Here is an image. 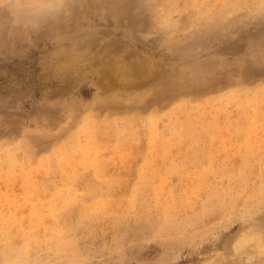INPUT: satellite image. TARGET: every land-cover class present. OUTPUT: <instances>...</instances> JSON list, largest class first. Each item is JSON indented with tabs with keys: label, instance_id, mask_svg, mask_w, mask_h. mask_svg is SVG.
<instances>
[{
	"label": "rangeland",
	"instance_id": "rangeland-1",
	"mask_svg": "<svg viewBox=\"0 0 264 264\" xmlns=\"http://www.w3.org/2000/svg\"><path fill=\"white\" fill-rule=\"evenodd\" d=\"M225 2L0 0V264H235L264 234V0ZM110 45L146 73L103 84Z\"/></svg>",
	"mask_w": 264,
	"mask_h": 264
},
{
	"label": "bare ground",
	"instance_id": "bare-ground-1",
	"mask_svg": "<svg viewBox=\"0 0 264 264\" xmlns=\"http://www.w3.org/2000/svg\"><path fill=\"white\" fill-rule=\"evenodd\" d=\"M215 1L216 3H213L215 4L214 7L220 5V3L223 4L226 0H215ZM122 57L123 55L119 54L116 49L112 48L111 45L106 47L104 50H102V56H101V59L103 60L102 62L103 66L101 70L103 77L102 83L105 84L106 86H109L110 84H116V85H122L123 83L128 84L130 80L136 78L134 80L136 81L137 77L139 78L140 75L146 73L145 66L133 63L134 62L133 59L128 55H126V57L124 58ZM146 81L144 82V84L146 83ZM87 148L88 149L84 150L85 154L91 151L90 147ZM82 158L84 160L83 162L87 163L85 157ZM90 161L93 162L92 160ZM59 241H61V239ZM235 251L236 254L233 256V260H234L233 262H235V264H263L264 234L255 232V234H253L251 237H248L247 235L241 236L239 240L236 242ZM19 256H23V254H20ZM19 256H17L16 258L17 264H21V258H19ZM210 264H226V260L224 259L222 260L221 258H217V259L214 258V261L210 262Z\"/></svg>",
	"mask_w": 264,
	"mask_h": 264
},
{
	"label": "clouds",
	"instance_id": "clouds-1",
	"mask_svg": "<svg viewBox=\"0 0 264 264\" xmlns=\"http://www.w3.org/2000/svg\"><path fill=\"white\" fill-rule=\"evenodd\" d=\"M38 7H43V8H47L51 11H57L58 7H57V3H50V4H44V5H38Z\"/></svg>",
	"mask_w": 264,
	"mask_h": 264
}]
</instances>
